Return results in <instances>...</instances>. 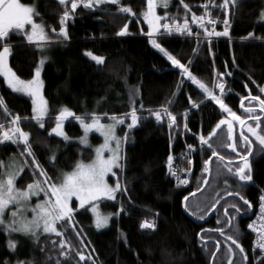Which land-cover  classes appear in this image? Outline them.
I'll list each match as a JSON object with an SVG mask.
<instances>
[{"label":"trees","instance_id":"trees-1","mask_svg":"<svg viewBox=\"0 0 264 264\" xmlns=\"http://www.w3.org/2000/svg\"><path fill=\"white\" fill-rule=\"evenodd\" d=\"M21 2L36 5L38 15L35 19L51 34L52 43L42 50L37 44L28 43L23 32L15 31L10 32L4 43L12 46L11 67L24 79L33 77L40 57L48 53L49 61L44 66L43 77L50 112L45 118V127L41 129L32 119L31 98L14 93L0 76V97L9 110L6 113L0 106V122L12 127V117H21L20 125L30 134L36 160L56 181L63 171L73 169L79 160L88 161L93 156L92 148L49 134L62 109L68 108L75 116L85 117L86 120H91L93 113L102 117L103 121H111L108 117L112 116L124 118L125 123L120 125L119 132L123 137L127 133V140L117 177L127 191L118 192L115 200L102 201L103 209L112 211L113 217L109 225L101 230L94 227L92 213L87 208L80 209L76 200L72 205L77 210L74 218L76 229L73 231L70 225L62 226L64 237L55 234H43L38 239L21 237L13 251L7 246V233L0 227V264H10L16 260L30 264H57V261L59 264H85L76 255L78 251H82L86 258L91 254L92 259L87 260V264H229V260L234 264H261L264 257L253 256L252 237L246 230L251 216L230 209V228L224 230V235L215 229H225L229 225L228 217L224 216V207L235 203L243 209V201L239 197L227 196L226 192H239L255 208L248 213L256 210L259 196L264 193V152L259 151L258 142L250 136L254 141L253 155L249 157L252 181L241 182L226 170L218 175L220 165L213 158L209 183L202 191L190 195L203 186V180L209 174L203 171V161L208 159L211 151L201 144L199 137L203 135L207 138L223 114L202 89L184 77L163 52L151 45L145 35L148 28L142 15L147 3L144 0H128L115 5L105 3L92 9H85L81 4L66 21L68 39L64 40L52 33L51 29L59 32L64 12L71 10V0H66L65 4H61L60 0ZM185 2L190 12L180 5L179 0L166 9L160 8V11L175 14H169L167 21L182 22L187 17L193 33L200 31V42H197L195 35L177 33L166 35L158 42L182 64L190 67L193 75L216 95H220V92L214 80L223 79L226 82L225 103L239 115L246 116L240 107L241 97L247 96L250 91L251 95L264 99V93L259 91L264 88V0L230 2L227 11L231 21L230 37L213 38L211 47L205 42L202 29L191 23V15H205L203 5L209 4L207 11L211 12V19H224L225 11L219 7L223 0ZM121 7H130L136 15L120 12ZM125 24L128 25V34L119 36ZM2 46L0 43V49ZM87 52L103 56L104 63L98 65L86 55ZM219 73L225 75L219 77ZM193 103L198 107L194 108ZM255 105L256 102L249 105L245 101L246 107ZM132 107L137 109L140 121L136 128L130 130L127 124L131 120L126 114L131 112ZM164 108L177 117L174 129H169L167 116L158 122L151 115L155 111L163 114ZM185 122L190 131L184 129ZM65 128L72 137L83 133L75 117L65 120ZM240 131L237 124V137ZM93 137L100 139L97 135ZM230 142L226 126L217 129L216 136L210 140L221 155L235 159V167L240 164L239 158L223 146ZM188 145L195 147V166L190 184L178 186L170 177L168 157L172 155L173 163L176 162ZM243 149L241 141L238 151ZM19 151H24L23 145H14L10 141L0 143V167L3 160ZM19 156L22 160V156ZM53 156L54 161L51 159ZM29 161L30 165L24 166V174L18 183L20 186L41 179L34 173L31 157ZM117 177L110 176L112 181ZM185 196L189 197L187 201H184ZM217 199H220V204L212 214L203 222L196 221L200 220V215L207 217ZM145 219L155 222L156 228L142 229L140 225ZM81 229L83 243L87 247L75 234ZM228 235L243 246L247 260L226 239ZM60 239L71 245L70 249H64L68 254L66 257L61 256ZM230 245L232 254L229 253Z\"/></svg>","mask_w":264,"mask_h":264},{"label":"snow or ice","instance_id":"snow-or-ice-1","mask_svg":"<svg viewBox=\"0 0 264 264\" xmlns=\"http://www.w3.org/2000/svg\"><path fill=\"white\" fill-rule=\"evenodd\" d=\"M230 2L234 3V0H223V3L219 5L221 9L225 11V18L223 19L224 29L223 31L216 30L217 21L211 19V12L207 11L210 7L209 4L203 5L205 8V15L196 16L195 13L191 15V23L198 26V29H202L203 37L205 42L208 43L211 47V42L213 38L230 37V21L227 16V11L229 8ZM61 4H65L66 0H60ZM111 3L117 4L118 0H71V10H66L63 14V17L60 20V29L57 33L55 28H52V33L56 34L58 37H63L64 40L68 39V31L66 26V21L70 18L72 14L75 13L76 9L82 4L85 9H92L101 4ZM180 3L183 4L184 8L189 12L191 9L189 5L184 4V0H180ZM169 0H147V11L143 15L144 21L147 23L148 31L145 33L149 38L151 45L158 49L159 51L165 53L167 59L171 62L172 66L180 69L182 75L191 81L194 85H197L207 97L214 101L218 105L220 112L223 114V118L219 120L215 128L209 133L208 137L201 135L199 140L202 145H206L207 149L211 151V155L208 159L203 161V171L205 173L210 172V165L213 162V158H216V161L220 165L217 168V174L225 171L232 176L239 178L241 182L247 183L253 180L251 162L249 157L253 155L254 141L250 139V136L254 138L255 142H258L259 151L264 152V120H262V115H264V99L261 96H253L249 91L247 96L241 97L240 107L243 109L246 116L238 115L236 111L225 103V92L224 83H217L216 88L219 89L220 95H216L212 89H210L205 83L201 82L196 76L193 75L190 67L185 66L171 53H168L167 50L162 46L159 40H162L166 35H171L173 33L177 34H187L189 36L195 35L197 42H200L201 33L198 30L196 33H193L192 28L189 25V19L186 17L183 20V23L178 21L173 23H168L162 21H167L170 19L167 16H160L157 14V7L167 8ZM215 6V5H211ZM122 13H131L133 16L136 14L132 12L130 7H121L119 9ZM38 15L34 7L25 5L21 0H0V43L3 44L2 49H0V76L4 78L7 86L14 93H23L31 97L32 100V119L38 123V126L43 129L45 127V118L48 116V101L44 98L42 94L43 84L41 81V71L40 68H37L35 75L31 80L21 79L12 67L9 64V57L12 52V46L8 43H4L9 36L10 32H23L24 36L28 43L37 44L42 50L46 46L52 43L51 37L45 31V26L43 24L36 23L34 16ZM264 16V13H262ZM207 17V18H206ZM207 25H211V30ZM26 26H30V31L26 30ZM143 31V29H141ZM128 34V25L125 24L121 31L118 33L119 36H125ZM252 34L249 33V37ZM245 39H248L247 37ZM93 61L98 65L104 63V57L94 55L92 52H87ZM235 57H233V61ZM41 65L44 63V60H41ZM225 73H219V77H223ZM227 75H231L228 73ZM259 91L264 93V88H260ZM190 99V98H189ZM245 101H248L249 105H252L253 102H256V107L245 106ZM0 106L3 107L6 113L9 112L7 105L5 104L2 97H0ZM194 108L198 107L193 103ZM143 108V105H141ZM261 115L257 114V111ZM10 114V113H9ZM130 116L131 122L127 124L128 129H134L138 126L140 117L137 115V109L132 107L131 112L126 114ZM156 119L160 122L164 119V116L168 118V127L169 129H174L177 126V117L173 115L168 108L163 109V114L161 111H155L151 113ZM69 117H75L79 121L80 126L84 131V135L80 138L79 143L85 146H88V134L95 130L99 132L103 138L104 143L95 149L96 157L89 163L85 164L79 162L76 164L75 169L72 172L63 174L62 180L57 183L52 180L48 175L46 169H44L39 161L36 160L35 153L32 150V145L30 143V134L25 132L21 127V117L15 115L12 117L11 127L8 130L0 132V143L5 141H10L14 145H23L24 151L21 155H27L31 157L32 163L34 165V173L41 179L35 180L33 183L28 184L25 190H19L16 188V180L19 177L20 172H23V168H19L18 171H9L5 174V178H0V225L4 227L9 233H22L26 237H33L38 239L39 230L42 228L44 233L55 234L57 237H64L65 231L59 230L58 225L65 226L70 225L72 230L75 231L77 222L75 221L76 209L73 208V198L79 202V208L85 209L86 206H91L93 213L96 215L95 226L96 228H104L108 224L110 217L101 216L98 212V209L95 207V202L100 198H107L109 200H115L116 194L118 192H126V186H122L117 177V172L121 170L122 161L124 159L121 152V145L127 140V133L123 138H119L116 135V128L118 125L125 123L124 118L112 116L108 117L112 123L103 124L101 123L102 117L97 116L95 113L91 114V123L86 122L85 117L75 116V113L68 108L62 109L59 114L56 116V125L51 129V134H55L59 137H63L65 141H68L66 133L63 131L64 121ZM187 119V113H185V120ZM251 121V122H250ZM239 125L241 131L237 137L235 134V126ZM254 125V126H253ZM222 126L227 127V136L231 141L223 145L226 149H230L231 152L236 153V156L239 158L240 164L233 167L236 163L235 159L230 158L225 155H221L210 143V140L213 136H216V130L221 129ZM184 129L190 131L188 124L185 122L183 125ZM0 129H4V125L0 124ZM246 129V132H245ZM243 142L244 149L243 151H238V146L240 142ZM113 144L115 145L113 147ZM189 151L193 150L192 145H188ZM105 151L110 153L105 157ZM55 160V156L51 158ZM191 163V161H189ZM38 170V171H36ZM168 170L171 176L176 177L180 180V177L177 175V172L173 170V156L169 155L168 157ZM111 175L112 177H117V183L115 186H111L107 182V177ZM181 184H187L188 180H180ZM204 184H208L209 181L207 178L203 180ZM225 185L228 181L225 179ZM199 190V189H198ZM43 193V201L37 203L34 207L31 208L32 218L29 220L24 217L23 212L26 209L27 203L31 200L33 196L39 197ZM194 196L195 193H190ZM227 196L239 197L243 201L244 205L251 207L249 201L240 195L239 192H226ZM223 197H221L222 199ZM189 199L188 196L184 197V201ZM260 211H261V220L264 221V196L260 197ZM220 204V199H217L216 202L212 205V209H216V205ZM10 205L15 206V210L11 211V221L5 222V213L9 209ZM187 204H185V209L187 210ZM236 212L240 211V208L237 204L233 203L228 207H224V216L228 217L227 223L230 225L232 223V218L229 217V210ZM123 210V209H121ZM194 215V213H193ZM199 219H204V215H200ZM220 223V221H218ZM140 227L142 229H155L156 223L144 221L141 223ZM257 233V247L261 250V253L264 254V223H261L259 227L255 225H249ZM215 231L219 232L221 235H224V229L217 228ZM76 236L80 237L81 244L84 247H87L83 243L82 229L81 231H76ZM203 240V237H201ZM228 241H231L232 245H235V248L243 254V259L247 260V255L244 254V248L241 244L238 243L237 239H234L232 235H228L226 238ZM55 243V241L53 242ZM8 247L15 251L17 244L15 241L9 240ZM59 247L61 250V256H67V252L64 251L65 248H71V245L67 243L66 240H59ZM217 248H219V242H217ZM233 250L231 245L229 246V253L232 254ZM76 255L79 256V260L87 264V260L92 259L91 254L86 258L82 251L76 252ZM214 255V254H213ZM18 264H30L28 261H19ZM59 264V261H57ZM229 264H234V261L229 260ZM261 264H264V261H261Z\"/></svg>","mask_w":264,"mask_h":264},{"label":"rangeland","instance_id":"rangeland-1","mask_svg":"<svg viewBox=\"0 0 264 264\" xmlns=\"http://www.w3.org/2000/svg\"><path fill=\"white\" fill-rule=\"evenodd\" d=\"M125 1H128V0H118V3H120V4H122L123 2H125ZM146 3H147V0H144ZM175 1H177V0H169V4L168 5H172L173 3H175ZM180 1V0H179ZM23 3V2H22ZM25 5H28V6H32V7H34V9H35V11L37 12V9H36V5L35 4H33V3H24ZM184 4H187V2H185V0H184ZM180 5H182L183 6V4H180ZM160 8H162V7H160V6H158L157 7V14L158 15H160V16H165V14L167 13V16L170 14V11H165V12H163V11H160ZM145 11H147V7H145L144 8V10L142 11V13H144ZM171 16H175V14H170ZM34 19H35V16H34ZM35 21H36V19H35ZM176 21H178V20H174V21H166V22H168V23H173V22H176ZM145 22V21H144ZM165 21H162V23H164ZM179 22V21H178ZM36 23H38L37 21H36ZM179 23H183V21L181 22H179ZM39 24V23H38ZM145 24L147 25V23L145 22ZM147 28H148V26H147ZM26 30L27 31H30V26H26ZM209 30H211V27L209 28ZM48 33V32H47ZM48 34H50V33H48ZM50 37H51V34L49 35ZM168 52V51H167ZM169 53V52H168ZM94 54V53H93ZM165 54V53H164ZM94 55H96V54H94ZM97 56H100V55H97ZM103 57V56H102ZM41 60H44V63L41 65ZM49 61V56H48V53H46L45 55H42L41 57H40V61H39V63H38V65H37V67H36V69L37 68H40V71H41V81H42V84H43V88H42V94H43V96H44V98L48 101V99H47V97H46V95H45V82H44V77H43V69H44V66H45V64L47 63ZM9 64H10V57H9ZM11 66V65H10ZM13 69V68H12ZM36 69H35V71H36ZM13 71H14V69H13ZM34 75H35V73H34ZM34 75H33V77H34ZM33 77H31V78H29V79H24V78H21V79H23V80H25V81H27V80H31ZM23 94V93H22ZM27 96V95H26ZM29 97V96H28ZM31 98V97H30ZM50 105H49V101H48V111H49V109H50V107H49ZM238 114V113H237ZM239 115V114H238ZM86 122H88V123H91V120H86ZM101 123H103V124H110V123H112V121H103L102 119H101ZM56 125V124H55ZM55 125H54V127H55ZM119 127H120V125H118L117 126V128H116V135H117V137H119V138H123V136L120 134V132H119ZM63 131L66 133V135H67V137L69 138V140H71V141H77V142H79V140H80V138L84 135V131H83V133L80 135V136H78V137H72V136H70L68 133H67V131H66V128H65V121H64V127H63ZM55 135V134H54ZM95 135H97V136H99V138L100 139H95V137H93V136H95ZM57 136V135H56ZM63 138V137H62ZM88 141H89V144H88V146L87 147H92V149L94 150V156H93V158H92V160H90V161H82V160H79V162H83V163H85V164H89V163H91L94 159H95V157H96V152H95V149L96 148H98L100 145H102L103 143H104V138H103V136L99 133V132H96L95 130H93V131H91L89 134H88ZM85 146V145H84ZM115 145L113 144V147H114ZM124 147H125V143H123L122 145H121V152H122V154L124 153ZM21 151H19V155H21V153H23V151L20 153ZM108 155H110V153H108L107 151H105V157H107ZM24 158H25V161H26V163H24L23 164V166H28V165H30L29 163H30V161H29V158L30 157H28L27 155H24ZM20 160H21V158H20ZM78 162V163H79ZM28 164V165H27ZM19 168H23L22 166H19V164H17L16 163V161L13 159V157L12 158H10V159H8L7 161H5L4 163H2V165H1V167H0V170H1V172H0V178H5V174L7 173V172H9V171H18L19 170ZM28 168V167H27ZM24 169V168H23ZM75 169V167L73 168V169H71V170H69V171H66V172H64V174L65 173H69V172H72L73 170ZM20 173H22V172H20ZM110 176L111 175H109V177H107L106 179H107V182H108V184L109 185H111V186H115V184L117 183V178H116V180H114V181H112L111 180V178H110ZM62 178H63V175H62V177H61V179H59V180H56L55 182H57V183H59L61 180H62ZM121 184V183H120ZM16 188H17V186H16ZM18 189V188H17ZM20 190V189H19ZM43 198H44V195H43V193H41V196H40V198H38V199H35V198H31V200L27 203V205H26V209L27 210H25L24 212H23V215H24V217L25 218H27V219H31L32 218V212H31V208L32 207H34L37 203H39V202H41V201H43ZM73 199H75V198H73ZM105 199H107V198H100L99 200H97L96 202H95V207L98 209V212H99V214L101 215V216H104V217H110L109 218V220H108V224H107V226L109 225V223H110V221H111V218L113 217V212L112 211H106V210H104L103 209V207H102V201L103 200H105ZM86 208L92 213V215H93V223H94V227H96L95 226V221H96V215L93 213V211H92V207L91 206H86ZM13 210H15V206L14 205H10L9 206V209L8 210H6V213H5V222L6 223H8V222H10L11 221V219H12V217H11V211H13ZM106 226V227H107ZM0 227L7 233V235H8V237H7V246H8V243H9V240H12V241H15L16 242V244H17V246H18V244H19V242H20V239H21V237H26V236H24L22 233H9L8 231H6L5 229H4V227L2 226V225H0ZM106 227H104V228H106ZM62 228V229H61ZM104 228H97L98 230H101V229H104ZM58 229L59 230H62L63 231V227L62 226H59L58 225ZM43 234H47V233H44L43 232V230H42V228L39 230V233H38V237L39 236H41V235H43ZM31 238H33V237H31ZM33 239H37V238H33ZM19 261H22V260H16V261H13L12 263H10V264H18V262Z\"/></svg>","mask_w":264,"mask_h":264},{"label":"built area","instance_id":"built-area-1","mask_svg":"<svg viewBox=\"0 0 264 264\" xmlns=\"http://www.w3.org/2000/svg\"><path fill=\"white\" fill-rule=\"evenodd\" d=\"M216 21H217L216 30L217 31H223V29H224V25L222 22L223 19H217ZM219 26H221V28H218ZM230 29H231V22H230L229 32H230ZM214 82L216 84L217 83H224V85H225V82L223 80L215 79ZM0 124L4 125V129H0V132L8 130L11 128V127H7L2 122H0ZM20 127H21V125H20ZM194 153H195V147L194 146H193L192 151H189L188 146H186L185 151L180 155L179 159L173 163V170L177 172V175L180 177V180H185V179L188 180L187 184H181L180 180H178L176 177H173L170 175L171 179L173 180V182L176 185L187 186L190 184L192 174H193V170H194V166H195ZM21 156L23 158L24 163H26L24 155H21ZM189 161H191V163H189ZM261 196H264V193L259 196L256 210H255L254 214L252 215V217L246 223V230L251 234V237H252L251 252H252L253 256L256 258L257 257H264V254H262L261 250L257 247V240H258L257 233L255 231H253V229L250 228L249 225H255L256 227H259L261 223H264V221L261 220V215H262L261 211H260V204H261L260 197ZM144 221H146V220H144ZM149 222H151V221H149Z\"/></svg>","mask_w":264,"mask_h":264},{"label":"crops","instance_id":"crops-1","mask_svg":"<svg viewBox=\"0 0 264 264\" xmlns=\"http://www.w3.org/2000/svg\"><path fill=\"white\" fill-rule=\"evenodd\" d=\"M49 107H50V106H49ZM49 112H50V109H49V111H48V114H49ZM86 147H87V146H86ZM91 148H92V147H91ZM93 156H94V150H93ZM93 156H92V158H93ZM12 157H13V159L16 161V163L19 164V166H22V167L24 168V166H23L24 163H23V160H20L19 152H18V154H17V153H12V155L9 156L8 159H10V158H12ZM92 158H91L90 160H92ZM8 159L3 160L2 163H4L5 161H7ZM90 160H88V161H90ZM82 161H85V160H82ZM78 162H79V161H78ZM78 162H77V163H78ZM2 163H1V165H2ZM68 171H69V170H68ZM0 172H1V170H0ZM64 172H66V171H63V172L61 173L59 179H61V177H62V175L64 174ZM23 174H24V169H23V172L19 174V177H18L17 180H16V186H17V188L20 189V190H25V189L27 188V185H28V184H31V183L34 182V181H29V182L25 183L24 186H20L18 183H19L20 178L23 176ZM116 195H117V194H116ZM40 196H41V195H40ZM40 196H39V197H35V196H33V198L38 199V198H40ZM43 199H44V198H43ZM73 200H76V199H73ZM78 203H79V202H78ZM47 234H51V233H47Z\"/></svg>","mask_w":264,"mask_h":264},{"label":"water","instance_id":"water-1","mask_svg":"<svg viewBox=\"0 0 264 264\" xmlns=\"http://www.w3.org/2000/svg\"><path fill=\"white\" fill-rule=\"evenodd\" d=\"M209 177H210V172H209L208 177H207V180H208V181H209ZM206 185H207V184H203V186H202L198 191H196V192H194V193L197 194L198 192L202 191V190L206 187ZM218 205H219V204H217L216 207H217ZM213 211H214V209H211V210L208 212V215H207L206 218H204V219H200V220H197V219H196V221H198V222H203L204 220H206V219L212 214ZM252 214H253V212H250V213L245 214V216H249V217H250ZM231 224H232V223H231ZM231 224L228 225V227L225 228L224 230L229 229L230 226H231ZM215 254H216V252L214 253L212 259H214Z\"/></svg>","mask_w":264,"mask_h":264},{"label":"flooded vegetation","instance_id":"flooded-vegetation-1","mask_svg":"<svg viewBox=\"0 0 264 264\" xmlns=\"http://www.w3.org/2000/svg\"><path fill=\"white\" fill-rule=\"evenodd\" d=\"M255 106H257V105H255ZM258 115H260L261 113H259V110H258V113H257ZM254 126V125H253ZM262 127H264V125L262 126ZM249 201V200H248ZM250 204H252L251 202H250ZM229 205H231V204H229ZM243 207V209H240V211L238 212L239 214H241V213H244V214H247L251 209H255V208H252L253 207V205H251V207L249 208V207H247L246 205H244V203H243V205H242ZM248 208V209H247Z\"/></svg>","mask_w":264,"mask_h":264},{"label":"bare ground","instance_id":"bare-ground-1","mask_svg":"<svg viewBox=\"0 0 264 264\" xmlns=\"http://www.w3.org/2000/svg\"><path fill=\"white\" fill-rule=\"evenodd\" d=\"M146 220V219H145Z\"/></svg>","mask_w":264,"mask_h":264}]
</instances>
